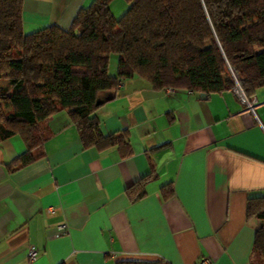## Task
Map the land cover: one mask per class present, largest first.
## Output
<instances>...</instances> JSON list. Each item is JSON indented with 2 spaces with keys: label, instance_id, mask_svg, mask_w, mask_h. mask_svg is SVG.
Instances as JSON below:
<instances>
[{
  "label": "crops",
  "instance_id": "crops-1",
  "mask_svg": "<svg viewBox=\"0 0 264 264\" xmlns=\"http://www.w3.org/2000/svg\"><path fill=\"white\" fill-rule=\"evenodd\" d=\"M92 1L22 0V31L68 27ZM114 3L118 12L126 4L111 2L116 17ZM253 95L255 114L231 89L201 97L133 76L95 111L102 134L128 132L127 156L84 148L66 111L48 118L51 136L27 166L9 167L24 141L2 140L0 264H264L253 247L264 218L246 216L248 199L264 197V86ZM151 170L145 196L130 201L126 188ZM168 183L174 193L164 199Z\"/></svg>",
  "mask_w": 264,
  "mask_h": 264
},
{
  "label": "trees",
  "instance_id": "trees-1",
  "mask_svg": "<svg viewBox=\"0 0 264 264\" xmlns=\"http://www.w3.org/2000/svg\"><path fill=\"white\" fill-rule=\"evenodd\" d=\"M112 1L93 0L68 27L24 33L22 0H0V142L19 136L26 145L10 168L41 157L35 151L51 136L47 120L60 111L68 113L84 148L115 147L129 155L128 132L104 135L95 116L126 78L137 76L158 91L208 95L231 89V66L247 94L264 86V0H124L128 7L118 18ZM111 54L118 56L115 75L109 73ZM153 178L151 170L128 186V199H142ZM160 192L171 197L172 183ZM246 216L264 218V197L248 199ZM253 247L264 256L263 224Z\"/></svg>",
  "mask_w": 264,
  "mask_h": 264
},
{
  "label": "built area",
  "instance_id": "built-area-1",
  "mask_svg": "<svg viewBox=\"0 0 264 264\" xmlns=\"http://www.w3.org/2000/svg\"><path fill=\"white\" fill-rule=\"evenodd\" d=\"M230 76L232 80V87L231 90L233 93L238 97V99L241 101V103L246 107V109L249 112H252L255 114V108L258 104V100L255 95H249L246 93L244 86H243V80L241 76L232 69L231 66H229ZM165 91L170 92L172 89L167 88ZM66 227L64 225L60 226V229H65ZM37 257V251L33 247L28 248V258L29 262H32ZM200 264H211V261L206 258L201 261Z\"/></svg>",
  "mask_w": 264,
  "mask_h": 264
},
{
  "label": "rangeland",
  "instance_id": "rangeland-1",
  "mask_svg": "<svg viewBox=\"0 0 264 264\" xmlns=\"http://www.w3.org/2000/svg\"><path fill=\"white\" fill-rule=\"evenodd\" d=\"M118 2H121V3H123V4H126V8L125 9H127V7H128V4L127 3H125L124 2V0H117ZM111 4V3H110ZM118 4V3H117ZM117 4L116 3H114V5L112 6V9H113V11H115V13H117L116 15V18H118V17H120L123 13H124V11L125 10H121L120 12H118V10H114V9H117ZM115 7V8H114ZM114 58H117V60H118V56H117V54H111V56H110V62H111V60H113ZM109 62V63H110Z\"/></svg>",
  "mask_w": 264,
  "mask_h": 264
},
{
  "label": "water",
  "instance_id": "water-1",
  "mask_svg": "<svg viewBox=\"0 0 264 264\" xmlns=\"http://www.w3.org/2000/svg\"><path fill=\"white\" fill-rule=\"evenodd\" d=\"M201 97H205L206 94H200ZM106 98H108L109 96H105Z\"/></svg>",
  "mask_w": 264,
  "mask_h": 264
}]
</instances>
